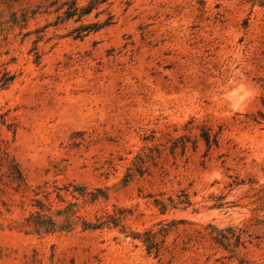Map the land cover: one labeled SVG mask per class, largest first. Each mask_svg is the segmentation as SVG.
<instances>
[{
    "label": "rangeland",
    "instance_id": "rangeland-1",
    "mask_svg": "<svg viewBox=\"0 0 264 264\" xmlns=\"http://www.w3.org/2000/svg\"><path fill=\"white\" fill-rule=\"evenodd\" d=\"M54 1L0 0V150L27 180L0 197V264H264V5L108 0L114 22L75 38L79 22L56 23ZM202 125L221 129L218 146L207 149ZM182 134L198 147L174 157L169 145ZM150 146L163 151L158 165L124 185ZM70 181L108 189L80 209L89 219L116 206L129 210L127 230L186 222L159 256L122 225L22 230L36 186ZM182 188L194 203L187 209L160 213L147 196ZM208 224L243 231L246 247L231 257Z\"/></svg>",
    "mask_w": 264,
    "mask_h": 264
},
{
    "label": "trees",
    "instance_id": "trees-1",
    "mask_svg": "<svg viewBox=\"0 0 264 264\" xmlns=\"http://www.w3.org/2000/svg\"><path fill=\"white\" fill-rule=\"evenodd\" d=\"M247 1H251L253 4L258 3L261 6L264 5L263 0ZM54 4H56L55 12L57 13L56 23L70 19L79 22V25L71 31L75 38H83L89 33L96 32L114 22L113 15L108 11L111 4L108 0H87L83 5H79L78 0H65L62 2L56 0ZM93 11H95L96 17L102 13H106L107 16L96 21H84V17ZM12 78V76L9 77L8 81L3 82L1 86L7 84ZM262 103L264 104V97H262ZM260 114L264 117L262 111ZM220 132L221 129L212 131L211 127L202 125L199 138L203 140L207 149H210L213 145H219ZM199 138H191L189 134H182L172 140L169 145V153L175 157L178 154L184 155L189 146L195 150L198 147ZM162 154L163 151L158 146L147 147V151L137 154L132 165L126 170L123 184H128L136 175H150L151 167L158 165ZM26 186L27 180L19 162L16 158L10 157L6 151L1 152L0 150V197L5 195L9 188L19 192ZM47 186L48 182L36 186L34 195L31 198V209L20 225L26 233L47 235L56 232H70L77 227H81L83 231H86L101 229L105 225L118 226L122 225L121 223L129 212L127 209L114 206V212L96 216L92 220L79 214V211L86 204L95 203L100 199H107V188L96 187L89 190L86 185L72 181L62 185L54 183L51 190ZM53 195L54 197H52ZM67 196L71 198L67 199ZM147 196L153 198L152 203L160 213H167L172 209H187L194 204L186 188L179 189L176 194H166L165 192L153 194L150 192ZM3 203L5 202L3 201ZM185 222L184 219H172L169 222L159 221L142 232L127 230L124 225L121 227L126 236L141 241L148 254L159 256L167 250L165 245L170 232L178 224ZM210 227L213 228L212 231H218L216 235L212 233V239L224 249L231 251V257L237 253V248L240 245L246 247L243 231H237L233 227L217 229V227L208 224L206 229H208L207 233L209 235ZM198 233L201 234V231L198 230ZM192 239L193 237L188 236L184 243H189ZM240 263H243V261H240Z\"/></svg>",
    "mask_w": 264,
    "mask_h": 264
}]
</instances>
